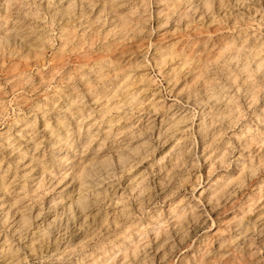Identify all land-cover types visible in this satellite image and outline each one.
<instances>
[{"label": "clouds", "instance_id": "9594fccd", "mask_svg": "<svg viewBox=\"0 0 264 264\" xmlns=\"http://www.w3.org/2000/svg\"><path fill=\"white\" fill-rule=\"evenodd\" d=\"M0 264H264V0H0Z\"/></svg>", "mask_w": 264, "mask_h": 264}]
</instances>
